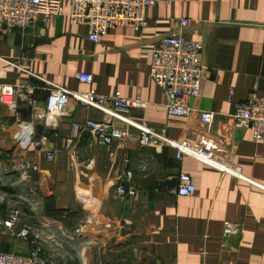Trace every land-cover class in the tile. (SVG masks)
Returning a JSON list of instances; mask_svg holds the SVG:
<instances>
[{"label":"crops","instance_id":"0c3cea01","mask_svg":"<svg viewBox=\"0 0 264 264\" xmlns=\"http://www.w3.org/2000/svg\"><path fill=\"white\" fill-rule=\"evenodd\" d=\"M146 13L155 27L141 32L117 28L102 44L91 42L87 28L73 25L67 16L0 35V86L38 87L40 109L47 106L49 93L35 76L76 92H120L128 99L141 95L148 105L134 110L132 119L173 140L184 137L187 122L205 128L199 112L215 113L213 133L228 145L235 140L231 161L242 167L245 179L190 157L180 163L169 147L137 142L126 148L120 143L97 147L77 127L87 119L101 121L102 115L78 106H71L55 129L34 123L35 140L43 145L25 150L17 138L20 125L33 123L32 109L22 101L11 112L0 103L2 252L31 253L29 243L5 226L10 215L19 213L16 231L29 224L44 232L43 251L53 264H264V143L233 127L236 105L254 91L264 96V0H166ZM171 18L188 19L184 35L205 47L203 90L189 100L195 110L189 119L167 114L165 93L149 76L151 55L143 54L176 33ZM82 73L93 75V86L77 78ZM49 150L57 153L53 163L46 160ZM125 158L137 195L121 203L114 194ZM27 160L38 165V173L26 177L22 166ZM181 173L192 177L193 197L179 198L170 188ZM19 186L34 196V190L42 193L21 199L24 206H42L38 219H22L19 201L7 198L10 187ZM226 225L238 226V232L228 235Z\"/></svg>","mask_w":264,"mask_h":264},{"label":"built area","instance_id":"2783aa9c","mask_svg":"<svg viewBox=\"0 0 264 264\" xmlns=\"http://www.w3.org/2000/svg\"><path fill=\"white\" fill-rule=\"evenodd\" d=\"M166 0H0V35H10L15 30H27L39 22H47L54 17L67 16L73 25L84 26L88 30L89 40L102 44L110 31L117 28H132L136 32L155 27L147 16V9ZM70 11L66 13V6ZM175 34L163 38L150 49L143 51L151 55L150 79L159 86L166 96V110L170 117L189 119L195 111L189 100L201 96L206 70L203 65L204 43L189 39L183 31L190 25L188 19H169ZM20 67V66H19ZM22 69V68H21ZM48 89V103L45 109L38 106L37 88L33 85L0 86V103L11 112H16L20 102L25 101L32 109L33 123L20 125L18 145L25 150H36L43 145L35 140V124L42 123L45 129H55L71 106L94 110L102 115L101 121L87 119L77 127L82 135L91 137L97 147L106 148L120 143L126 148L130 142L140 147L158 149L169 147L176 150L178 162L186 157L200 161L223 174L244 180L243 169L231 161L237 153V143L226 140L213 133L217 115L212 112H199L205 128L187 122L185 135L180 140L168 138L146 122H137L131 115L134 110H144L148 103L141 95L133 99L123 97L120 92L101 95L91 89L89 92L71 91L55 85L44 78L35 76ZM77 78L93 86L94 77L90 73L78 74ZM234 95L232 90L230 96ZM35 123V124H34ZM122 125V127L120 126ZM233 127L237 131H248L257 143H264V96L256 91L249 98L236 105L233 115ZM135 129L137 134L131 133ZM46 160H57L56 151H47ZM130 160L122 161L123 172L119 178L114 198L126 203L128 198L136 197L133 184L134 174L129 168ZM26 177L39 172L37 164L30 160L24 162ZM174 193L179 198H190L196 194V186L189 174L181 173ZM19 213L10 215L5 226L15 235L29 243L31 253L28 256L4 253L0 250V264H53L43 251L47 236L44 232L34 231L24 224L19 231ZM236 225H226L228 235L238 232Z\"/></svg>","mask_w":264,"mask_h":264},{"label":"rangeland","instance_id":"374dc122","mask_svg":"<svg viewBox=\"0 0 264 264\" xmlns=\"http://www.w3.org/2000/svg\"><path fill=\"white\" fill-rule=\"evenodd\" d=\"M12 189V191L10 193H7V198H9L10 200H18L19 201V210L21 211V216H22V219L23 218H27V216H31V219L32 218H35V219H38L37 217L39 216L38 213H41L42 211L40 210L42 208V206H24L22 202V198H25L27 196H29V194L34 198H38L39 195H41L42 193L40 192V190H34V192L37 194V195H32L30 190L27 191L25 188H22V186H19V187H16V188H13V187H10ZM3 192V191H1ZM52 192V191H51ZM4 193V192H3ZM5 194V193H4ZM2 194V195H4ZM28 208V210L26 209ZM32 209V210H31ZM73 210V208H71ZM50 210V209H49ZM57 214V213H56ZM68 214H70L68 212Z\"/></svg>","mask_w":264,"mask_h":264},{"label":"water","instance_id":"95a60500","mask_svg":"<svg viewBox=\"0 0 264 264\" xmlns=\"http://www.w3.org/2000/svg\"><path fill=\"white\" fill-rule=\"evenodd\" d=\"M177 185H178L177 179H173V181L169 183V186H170L171 189L172 188H176Z\"/></svg>","mask_w":264,"mask_h":264},{"label":"trees","instance_id":"16d2710c","mask_svg":"<svg viewBox=\"0 0 264 264\" xmlns=\"http://www.w3.org/2000/svg\"><path fill=\"white\" fill-rule=\"evenodd\" d=\"M5 191H7L6 189H4Z\"/></svg>","mask_w":264,"mask_h":264}]
</instances>
